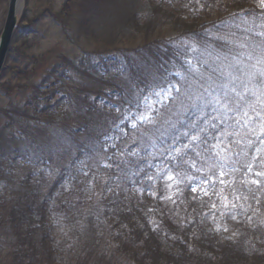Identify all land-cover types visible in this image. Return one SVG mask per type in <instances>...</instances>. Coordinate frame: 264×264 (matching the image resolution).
Returning <instances> with one entry per match:
<instances>
[{"label": "trees", "instance_id": "1", "mask_svg": "<svg viewBox=\"0 0 264 264\" xmlns=\"http://www.w3.org/2000/svg\"><path fill=\"white\" fill-rule=\"evenodd\" d=\"M164 1L67 0L50 16L71 46L0 109L7 264H84L62 249L86 228L130 264H264L259 190L243 184L264 182V3ZM20 28L0 80L28 77L9 66ZM162 88L148 122L125 119ZM237 208L235 240L205 227Z\"/></svg>", "mask_w": 264, "mask_h": 264}, {"label": "rangeland", "instance_id": "2", "mask_svg": "<svg viewBox=\"0 0 264 264\" xmlns=\"http://www.w3.org/2000/svg\"><path fill=\"white\" fill-rule=\"evenodd\" d=\"M66 2L67 0H24L21 15L23 19L19 34L24 36V39H20L18 44L19 51L21 52L23 48L25 54H16L15 50L12 49L14 57L10 59L9 66L14 68L15 72L26 71L28 77L20 80L19 78L15 79L13 76H6L0 80V109L12 110L17 108L22 101L21 97L25 96L32 86L39 84L44 72L56 60L54 54L58 56L71 46L70 42L62 35L64 31H61L60 27L50 18V16L52 17V15L61 12ZM162 2L165 4L163 8H168V2L170 1L158 0V3ZM6 9L7 3L5 4V0H0V31L6 16ZM104 30L103 28L102 31ZM35 32H37L36 35H39L38 37H35ZM47 52H51V54L46 56ZM172 92L173 89L168 88L166 92L159 90L149 93L143 99L139 111L136 113L131 110V113L127 114L125 119L129 120L132 125L148 122L155 108L168 100ZM156 93H160V96H157ZM0 146L7 149L3 140L0 141ZM3 171L5 174L8 172L7 168ZM243 184L253 196L256 193L253 184L258 188L259 192L255 206L257 211L264 213V182L258 184L257 181L247 180ZM168 194H174L172 186H170ZM54 213L55 211L49 208L50 219L53 218ZM246 220L244 210L237 208L232 212H227L217 220H209L205 227L216 233L221 239L235 240L247 225ZM84 231L83 237L77 239L76 246L63 247V254L69 256L67 253H72L73 256H78L84 264H106L104 261H111L112 264H130L129 258L127 260V257L115 251L116 247L112 245L114 241H109L106 233L100 234L98 231L92 234L90 228H86ZM2 237L3 235L0 234V241ZM81 248L83 249L82 254H74L79 252ZM5 258L6 251H0V264H7Z\"/></svg>", "mask_w": 264, "mask_h": 264}, {"label": "water", "instance_id": "3", "mask_svg": "<svg viewBox=\"0 0 264 264\" xmlns=\"http://www.w3.org/2000/svg\"><path fill=\"white\" fill-rule=\"evenodd\" d=\"M23 3V0H9L5 24L0 35V73L3 68L13 32L17 26L19 17L23 12Z\"/></svg>", "mask_w": 264, "mask_h": 264}, {"label": "snow or ice", "instance_id": "4", "mask_svg": "<svg viewBox=\"0 0 264 264\" xmlns=\"http://www.w3.org/2000/svg\"><path fill=\"white\" fill-rule=\"evenodd\" d=\"M262 3H264V0H262ZM161 91L166 92V89H161ZM157 96H160V93H156ZM143 118V117H142ZM169 179H172V177H169ZM193 191H195V189H193Z\"/></svg>", "mask_w": 264, "mask_h": 264}, {"label": "flooded vegetation", "instance_id": "5", "mask_svg": "<svg viewBox=\"0 0 264 264\" xmlns=\"http://www.w3.org/2000/svg\"><path fill=\"white\" fill-rule=\"evenodd\" d=\"M7 3V0H5V4Z\"/></svg>", "mask_w": 264, "mask_h": 264}]
</instances>
